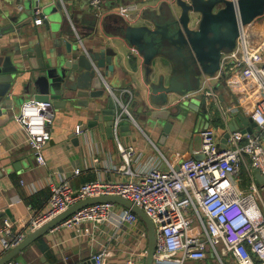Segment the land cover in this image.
Wrapping results in <instances>:
<instances>
[{
    "label": "crops",
    "instance_id": "obj_1",
    "mask_svg": "<svg viewBox=\"0 0 264 264\" xmlns=\"http://www.w3.org/2000/svg\"><path fill=\"white\" fill-rule=\"evenodd\" d=\"M58 1L65 6L63 15L67 21L71 15L78 20L85 17L88 25L94 16L104 18L112 15L118 19L115 15H119L121 8L136 6L135 12L127 16L119 15L131 26L146 25L140 17L142 11H156L161 3H167L166 0H106L100 15H95L88 6V0ZM17 13L15 0H0V29L8 25L15 28L20 21L12 23L11 19H16ZM81 27L83 28L76 29L82 45L93 48L102 42L117 54L114 74L105 77L110 85L107 90L116 95L124 89L132 92L133 99L128 109L134 122L128 131L117 130L116 135L109 137L100 123L87 128L92 112L82 118L81 112L84 109L72 104L65 109H54L49 127L50 140L42 149L44 165L39 166L27 146L26 135L17 122L22 104L34 100L22 97L23 102L15 109V117L4 120L0 125V219L7 218L12 221L13 233H25L30 218L44 209L51 183L65 181L72 188H77L81 184L96 180L115 182L131 179L132 176L120 170L123 160L119 147L134 149L135 156L130 163V171L135 176H141L153 166L161 170H167L168 165L176 168L187 157L199 158L194 153L199 150V132L202 129L214 130L220 146L223 147L221 139L231 122L230 119L237 116L248 119L252 107L259 100L256 85L251 79L244 77L242 72H232L227 76L217 73L211 79H203L201 88L204 97V92H208V89L215 93V103L209 98L211 108L202 113L200 104L196 103L197 111L188 110L179 118H170V132L161 140L163 127L152 126L140 112V100L147 92L145 69L140 56L120 39L107 35L99 27V22L94 28L83 25ZM257 27L254 23L247 30L257 34L259 38L263 30ZM21 30L27 33H23L20 39L15 33L0 37V50L12 51L16 45L20 50L27 49L29 43L39 42V37L44 35L41 45L49 53L50 41L43 26H34L31 21ZM153 64L151 78H155L160 70L169 72L168 64L164 60L156 59ZM17 91H21V88ZM10 111L8 107L3 113ZM43 192L46 197L40 195ZM143 229L145 227L141 222L130 228H117L115 219H112V223L100 225L83 222L72 229L60 224L39 238L44 242L45 250L40 249L39 244L33 243L15 259L19 264H43L40 258L49 264L55 263L58 258L62 262H82L91 259L102 247L109 244L113 251L109 264H122ZM3 255L0 248V257ZM221 259L225 264H235L230 256L221 255ZM201 264L218 263L208 255L207 261Z\"/></svg>",
    "mask_w": 264,
    "mask_h": 264
},
{
    "label": "built area",
    "instance_id": "obj_2",
    "mask_svg": "<svg viewBox=\"0 0 264 264\" xmlns=\"http://www.w3.org/2000/svg\"><path fill=\"white\" fill-rule=\"evenodd\" d=\"M104 1L88 0V6L95 15H100ZM175 1L166 0L173 11ZM225 1L236 4L238 0ZM136 10V6H126L120 9L119 15L127 16ZM42 21L36 13L32 22L34 26H41ZM254 23L262 28V35L258 38L247 30L248 26L242 28L234 50L222 56L218 72L223 76L242 72L256 85L259 100L248 116L254 124L251 133H229L226 144L221 147L214 130L202 129L200 147L194 153L200 159L181 161L176 168L168 165L167 170L153 166L141 176L130 171L134 149L119 147L123 160L120 170L132 176L131 179L96 180L77 188L65 181L51 183L46 206L30 218L25 233H13L12 221L0 219L3 254L73 204L87 198L110 196L132 203L152 222L155 231L153 264H201L207 261L208 255L218 264H225L221 255L230 256L235 264H264V183L258 184L253 174L257 171L264 179V12L251 25ZM108 92L115 108L112 131L116 135L121 120L134 122L128 109L133 94L128 89L118 95L111 90ZM204 95L215 103L211 89ZM49 108L50 103L27 101L22 104L17 118L39 166L44 165L42 149L50 140L53 113ZM112 219L117 228L140 223L130 210L116 204L98 203L79 210L62 225L72 229L83 222L100 225L112 223ZM146 242L147 234L143 229L122 264H144ZM112 255L108 244L91 259L94 264H109ZM6 264L19 262L13 259Z\"/></svg>",
    "mask_w": 264,
    "mask_h": 264
},
{
    "label": "water",
    "instance_id": "obj_3",
    "mask_svg": "<svg viewBox=\"0 0 264 264\" xmlns=\"http://www.w3.org/2000/svg\"><path fill=\"white\" fill-rule=\"evenodd\" d=\"M15 5L18 13L11 21L20 23L15 28L12 25L2 27L0 37L15 33L20 39L27 33L21 29L38 13L51 49L47 54L41 45L45 37L39 35V42L29 43L27 49L20 50L16 45L12 51L0 50V125L15 117V109L23 102L22 97H27L35 102L50 103V112L65 109L69 104L84 109L82 118L92 112L87 128L100 123L112 137L115 108L105 77L114 74L117 54L102 42L97 47L86 48L77 31L83 28L81 25L94 28L99 22L107 35L123 41L142 59L147 92L140 100V112L152 126L163 127L161 140L170 132V118H179L188 110L197 111L196 103L200 104L202 113L211 108L209 98L201 92L203 79H211L219 72L222 56L234 50L242 28L251 25L264 12V0H238L236 4L225 0H176L174 11L165 2L156 11L143 10L141 19L146 25L131 26L119 15H115L118 19L112 15L94 16L88 25L85 17L78 20L71 15L67 21L63 15L65 6L58 0H15ZM218 5L221 7L215 10ZM156 59L164 60L169 72L160 70L155 78H151ZM18 88L21 91H17ZM8 107L11 111L3 113ZM230 120L221 145L226 144L229 133H251L254 128L249 118L237 116ZM132 124L121 120L118 130L128 131ZM253 174L258 184L264 183L257 171ZM98 203L116 204L137 216L147 234L144 264H153L155 231L152 222L132 203L110 196L87 198L68 207L26 235L16 247L0 257V264L15 259L79 210ZM40 261L49 264L43 262V258ZM53 264H94V260L62 262L58 258Z\"/></svg>",
    "mask_w": 264,
    "mask_h": 264
},
{
    "label": "trees",
    "instance_id": "obj_4",
    "mask_svg": "<svg viewBox=\"0 0 264 264\" xmlns=\"http://www.w3.org/2000/svg\"><path fill=\"white\" fill-rule=\"evenodd\" d=\"M50 193V192H49ZM40 195H44L45 197H46V193L45 192H43V193H40ZM49 196H50V194H49ZM49 196H48V198L47 199H49ZM36 244H39L40 246V249H42V250H45L46 248L44 247V242L41 240V239H38L36 242H35ZM42 247V248H41Z\"/></svg>",
    "mask_w": 264,
    "mask_h": 264
},
{
    "label": "rangeland",
    "instance_id": "obj_5",
    "mask_svg": "<svg viewBox=\"0 0 264 264\" xmlns=\"http://www.w3.org/2000/svg\"><path fill=\"white\" fill-rule=\"evenodd\" d=\"M220 7H221V5H218V6L215 8V10H217V9L220 8ZM242 178L245 179V177H244V173H243V175H242ZM241 187H244V186L241 185Z\"/></svg>",
    "mask_w": 264,
    "mask_h": 264
}]
</instances>
